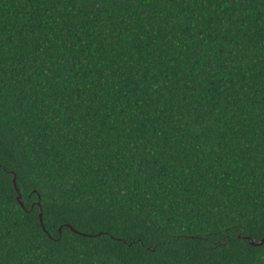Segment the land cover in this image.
<instances>
[{
	"label": "trees",
	"instance_id": "obj_1",
	"mask_svg": "<svg viewBox=\"0 0 264 264\" xmlns=\"http://www.w3.org/2000/svg\"><path fill=\"white\" fill-rule=\"evenodd\" d=\"M262 239L264 0H0V264H264Z\"/></svg>",
	"mask_w": 264,
	"mask_h": 264
},
{
	"label": "water",
	"instance_id": "obj_2",
	"mask_svg": "<svg viewBox=\"0 0 264 264\" xmlns=\"http://www.w3.org/2000/svg\"><path fill=\"white\" fill-rule=\"evenodd\" d=\"M16 181H15V179H14V183H15ZM16 185V184H15ZM18 202H19V204L21 205V206H23V201H22V198H21V196H18ZM42 217V214H40V218ZM41 222H42V219L40 220ZM252 244L253 245H255V246H261V245H263L264 244V239H262V240H260V241H258V242H252Z\"/></svg>",
	"mask_w": 264,
	"mask_h": 264
}]
</instances>
